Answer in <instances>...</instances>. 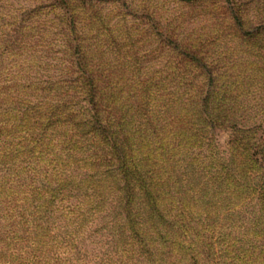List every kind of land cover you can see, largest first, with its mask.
Returning a JSON list of instances; mask_svg holds the SVG:
<instances>
[{"label": "trees", "instance_id": "obj_1", "mask_svg": "<svg viewBox=\"0 0 264 264\" xmlns=\"http://www.w3.org/2000/svg\"><path fill=\"white\" fill-rule=\"evenodd\" d=\"M14 25L0 33V234L65 220L74 235L101 219L115 247L101 264H264V233L224 231L250 198L262 212L255 225L264 214V140L225 105L233 82L190 59L207 73L185 77L178 94L106 91L69 57L56 76L31 74L50 64L16 59L37 46ZM215 129L228 131L223 149Z\"/></svg>", "mask_w": 264, "mask_h": 264}, {"label": "rangeland", "instance_id": "obj_2", "mask_svg": "<svg viewBox=\"0 0 264 264\" xmlns=\"http://www.w3.org/2000/svg\"><path fill=\"white\" fill-rule=\"evenodd\" d=\"M15 22L33 32L37 46L16 59L34 54L50 64L31 74L56 76L69 57L81 74L104 80L106 91L178 94L188 88L185 77L207 73L187 60L204 62L212 76L234 83L223 93L225 105L242 113L238 122L258 126L264 140V0H0V33ZM66 46L72 52L64 54ZM214 138L223 149L228 131L215 129ZM256 199L228 212L231 237L264 233V214L254 223L262 213ZM101 222L74 235L65 220L44 233L34 222L14 223L15 232L0 234V264H101L115 249Z\"/></svg>", "mask_w": 264, "mask_h": 264}]
</instances>
